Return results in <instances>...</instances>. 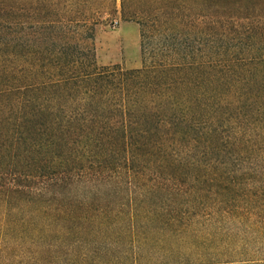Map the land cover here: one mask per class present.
Masks as SVG:
<instances>
[{
    "label": "trees",
    "instance_id": "16d2710c",
    "mask_svg": "<svg viewBox=\"0 0 264 264\" xmlns=\"http://www.w3.org/2000/svg\"><path fill=\"white\" fill-rule=\"evenodd\" d=\"M119 17L138 68L97 60ZM254 234L264 0H0V264H256Z\"/></svg>",
    "mask_w": 264,
    "mask_h": 264
},
{
    "label": "rangeland",
    "instance_id": "374dc122",
    "mask_svg": "<svg viewBox=\"0 0 264 264\" xmlns=\"http://www.w3.org/2000/svg\"><path fill=\"white\" fill-rule=\"evenodd\" d=\"M108 20L96 28L94 39L97 60L103 65L121 64L125 68L141 66L140 26L135 21ZM245 258L256 264H264V237L256 234L247 240Z\"/></svg>",
    "mask_w": 264,
    "mask_h": 264
}]
</instances>
